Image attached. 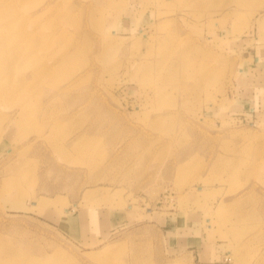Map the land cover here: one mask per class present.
Returning a JSON list of instances; mask_svg holds the SVG:
<instances>
[{
    "label": "rangeland",
    "instance_id": "rangeland-1",
    "mask_svg": "<svg viewBox=\"0 0 264 264\" xmlns=\"http://www.w3.org/2000/svg\"><path fill=\"white\" fill-rule=\"evenodd\" d=\"M242 2L0 0V264H264V0Z\"/></svg>",
    "mask_w": 264,
    "mask_h": 264
},
{
    "label": "bare ground",
    "instance_id": "bare-ground-1",
    "mask_svg": "<svg viewBox=\"0 0 264 264\" xmlns=\"http://www.w3.org/2000/svg\"><path fill=\"white\" fill-rule=\"evenodd\" d=\"M241 3H243L242 2V0H241ZM2 4V3H1ZM41 37V36H40ZM73 55V54H72ZM72 55H70V58L72 57ZM64 60H66L65 58H63V61ZM22 194H25V192L23 191V192H21ZM16 254H11L10 253V255H9V260H10V262L11 261H18V258L15 256ZM27 261H29V260H26L25 259V262H27ZM30 263L31 264H57L56 263V261H51V260H49V259H46V261H41V260H37V261H33V260H30Z\"/></svg>",
    "mask_w": 264,
    "mask_h": 264
},
{
    "label": "crops",
    "instance_id": "crops-1",
    "mask_svg": "<svg viewBox=\"0 0 264 264\" xmlns=\"http://www.w3.org/2000/svg\"><path fill=\"white\" fill-rule=\"evenodd\" d=\"M188 245H191V241H190L189 238L188 239H184V237H182V238L176 239L175 242H174V250L175 251H182Z\"/></svg>",
    "mask_w": 264,
    "mask_h": 264
}]
</instances>
